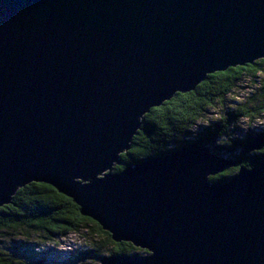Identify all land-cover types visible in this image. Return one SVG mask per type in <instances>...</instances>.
Masks as SVG:
<instances>
[{
	"label": "water",
	"instance_id": "95a60500",
	"mask_svg": "<svg viewBox=\"0 0 264 264\" xmlns=\"http://www.w3.org/2000/svg\"><path fill=\"white\" fill-rule=\"evenodd\" d=\"M264 59V0H0V207L44 183L114 242L107 264H264V159L190 144L121 165L142 117ZM40 264V263H37Z\"/></svg>",
	"mask_w": 264,
	"mask_h": 264
},
{
	"label": "trees",
	"instance_id": "16d2710c",
	"mask_svg": "<svg viewBox=\"0 0 264 264\" xmlns=\"http://www.w3.org/2000/svg\"><path fill=\"white\" fill-rule=\"evenodd\" d=\"M246 74H251L253 78L257 77V96L254 95L251 99L228 109L194 134V127L208 110L216 104L223 106L226 96ZM262 115H264V59L209 74L194 90L176 93L170 100L159 107L151 108L142 117L140 129L133 136L129 150L120 155L122 164L115 166L114 171L197 143L235 163L221 173L209 177L211 182H225L239 168L250 169L264 159V130L258 137L240 140L233 137L240 120L245 118L251 120ZM86 226L90 227V232L95 237L105 239L110 246L109 256L147 254L145 250L136 248L129 242H114L110 234L102 230L98 223L79 213V207L71 198L44 183H30L18 189L11 203L0 207V232L3 233L28 236L31 232L42 234L44 239L53 240L68 232H77ZM15 247L17 249H12L16 253L23 252L21 246ZM83 256L90 259L98 257L89 252L83 253L81 257ZM107 260L108 256L104 257L101 264H107ZM0 264L18 262L5 259L0 252Z\"/></svg>",
	"mask_w": 264,
	"mask_h": 264
},
{
	"label": "rangeland",
	"instance_id": "374dc122",
	"mask_svg": "<svg viewBox=\"0 0 264 264\" xmlns=\"http://www.w3.org/2000/svg\"><path fill=\"white\" fill-rule=\"evenodd\" d=\"M257 85V77L253 78L251 74L243 75L238 84L226 96L225 104L223 106L216 104L210 108L204 118L194 127L193 133L197 134L201 131V127L209 121H214L228 109H232L235 105L251 99L254 95L256 97ZM263 130L264 115L251 120L245 118L240 120L236 126L233 137L239 140L247 137H258V134ZM15 246H21L23 252L16 253L12 249H17ZM30 250L31 252L28 253ZM109 251L110 246L105 239L95 237L90 232V227L87 228V226L77 232H68L66 235L53 240L44 239L42 234L31 232H29L28 236L18 233L0 232V252L2 257L18 262V264H101L104 257L108 256V259L111 258ZM88 252L98 255V257L96 259L81 257L83 253ZM139 255L143 256L145 254L139 253Z\"/></svg>",
	"mask_w": 264,
	"mask_h": 264
}]
</instances>
